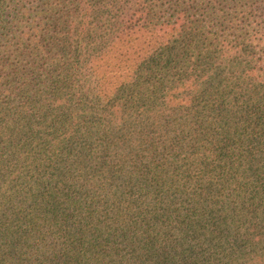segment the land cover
Returning <instances> with one entry per match:
<instances>
[{
  "label": "trees",
  "instance_id": "trees-1",
  "mask_svg": "<svg viewBox=\"0 0 264 264\" xmlns=\"http://www.w3.org/2000/svg\"><path fill=\"white\" fill-rule=\"evenodd\" d=\"M0 264H264V0H0Z\"/></svg>",
  "mask_w": 264,
  "mask_h": 264
}]
</instances>
